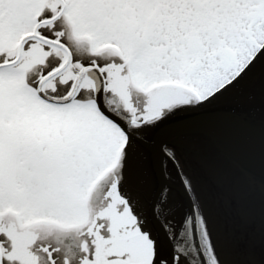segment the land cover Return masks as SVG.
<instances>
[{
	"label": "snow or ice",
	"instance_id": "6c2138e0",
	"mask_svg": "<svg viewBox=\"0 0 264 264\" xmlns=\"http://www.w3.org/2000/svg\"><path fill=\"white\" fill-rule=\"evenodd\" d=\"M0 264H264V0H0Z\"/></svg>",
	"mask_w": 264,
	"mask_h": 264
},
{
	"label": "water",
	"instance_id": "95a60500",
	"mask_svg": "<svg viewBox=\"0 0 264 264\" xmlns=\"http://www.w3.org/2000/svg\"><path fill=\"white\" fill-rule=\"evenodd\" d=\"M211 111L241 114L243 116L244 123H251L258 119V117L249 112L248 109L242 104L224 103L213 107ZM233 127L234 125L227 124L223 127V131L227 133L228 131L232 130ZM182 139L186 140L194 148H200L201 151H209L212 147L211 144L207 141L205 135L201 132L193 131L186 133L183 135Z\"/></svg>",
	"mask_w": 264,
	"mask_h": 264
}]
</instances>
